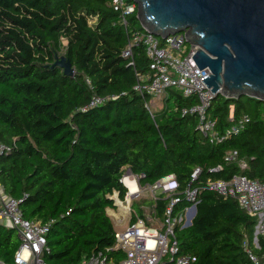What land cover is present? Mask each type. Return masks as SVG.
Segmentation results:
<instances>
[{
    "label": "trees",
    "instance_id": "16d2710c",
    "mask_svg": "<svg viewBox=\"0 0 264 264\" xmlns=\"http://www.w3.org/2000/svg\"><path fill=\"white\" fill-rule=\"evenodd\" d=\"M127 21L111 0H0V145L9 147L0 153V184L21 199L25 218L49 224L48 263L78 264L95 251L119 262L125 254L113 248L108 209L116 207L114 192L125 199V168L141 186L174 174L183 190L199 166L192 183L201 188L197 213L192 224L174 228L179 253L194 255L192 264H251L243 241L252 239L257 217L205 185L239 172L264 182V101L216 95L209 113L220 131L248 117L238 134L218 142L198 129L195 113H182L198 100L180 89L170 88L153 116L145 105L151 97L134 89L149 72L145 47L123 55L134 31H145L137 9ZM60 52L75 67L73 76L53 66ZM94 97L105 101L88 106ZM231 150L238 160H225ZM169 202L156 200L158 216ZM191 205L174 204L172 215ZM20 245L17 230L0 225V260L15 264ZM256 251L264 252V235Z\"/></svg>",
    "mask_w": 264,
    "mask_h": 264
},
{
    "label": "built area",
    "instance_id": "2783aa9c",
    "mask_svg": "<svg viewBox=\"0 0 264 264\" xmlns=\"http://www.w3.org/2000/svg\"><path fill=\"white\" fill-rule=\"evenodd\" d=\"M111 3L115 10L120 11L122 23L125 25L128 24L127 16L138 8L135 0H111ZM138 44L144 45L150 59L149 72L140 75V80L134 86V89L142 96L147 95L159 100L170 88L182 90L184 96H196L198 101L190 107H184L182 113H195L198 117V129L214 142L223 141L231 135L238 134L245 127L248 120L246 115L224 131L217 128L216 118L209 113L215 94L212 87L203 80L211 74V70L209 67L200 69L195 62L193 55L197 52L199 45L189 42L186 32L171 34L162 39L146 29L144 32L136 30L123 55L131 56L133 46ZM149 100L145 102V105L154 116L152 103ZM104 101L105 98L94 97L88 106L98 105ZM229 119H234L233 104L229 108ZM6 149L8 150L9 147L0 145V153ZM225 160H238V151H228ZM239 165L242 171L247 169L245 161L240 160ZM219 169L221 166L212 170ZM201 171L199 166L193 169L191 181L183 190H180V183L174 174L144 186L140 185L138 176L133 177L137 192L131 193L129 187L125 185L128 189L125 199L131 202L144 192H148L152 194L154 208L149 215H146L144 211L143 215H140L136 209L131 208L130 204L126 206L130 220L125 225L121 224V227L115 226L116 242L113 246L123 251L125 254L123 259L118 262L108 258L102 251H95L78 264H192L196 257L192 254L179 253L180 246L174 232L176 224L189 216L191 206L186 207L178 217L172 215V210L174 204L182 200L197 204L201 188L192 183L198 179ZM205 187L224 197L236 198L247 213L257 217L253 237L252 239L246 237L243 246L251 264H264V252L256 251V247H259V236L264 235V182L239 172L227 180L210 178ZM161 196L168 197L170 202L164 215L160 217L155 212V202ZM111 197L114 198L117 206L115 208L119 209V202L123 203L124 199L119 198L118 192H114ZM20 203L21 199L7 194L0 184V225L16 229L21 239V245L15 255V264H31L33 258H35L34 264H50L43 257L45 251H48L46 234L49 224L25 218ZM133 215L135 219L131 221Z\"/></svg>",
    "mask_w": 264,
    "mask_h": 264
},
{
    "label": "water",
    "instance_id": "95a60500",
    "mask_svg": "<svg viewBox=\"0 0 264 264\" xmlns=\"http://www.w3.org/2000/svg\"><path fill=\"white\" fill-rule=\"evenodd\" d=\"M135 1L137 17L148 32L162 39L186 32L187 40L199 45L193 57L200 69L210 68L203 80L215 96L249 95L264 101V0ZM53 66L68 76L75 73L64 54H55ZM190 208L185 225L197 213L196 204Z\"/></svg>",
    "mask_w": 264,
    "mask_h": 264
},
{
    "label": "rangeland",
    "instance_id": "374dc122",
    "mask_svg": "<svg viewBox=\"0 0 264 264\" xmlns=\"http://www.w3.org/2000/svg\"><path fill=\"white\" fill-rule=\"evenodd\" d=\"M60 54H63V53L60 52ZM149 101H150V103H152V110L153 111H159L163 105V97L159 100L150 98ZM124 174H128L132 177L137 178V176H135L131 173L129 168H125ZM129 204L131 205V208H134V209H136L135 206H137V207L142 206V209L146 215H149L150 212L154 208L153 207L154 201L152 198V194L148 193V192H144L140 197H136L131 202H128L126 199H124L123 203L119 202V207H120L119 209H116V208H114V209L109 208L108 209V214L113 217L116 228L121 227V226L117 225V222H116L117 217H122L123 215H125L124 213H127V215L125 217L129 216V214H128L129 212H127L128 210L126 209L127 208L126 206L127 205L129 206ZM122 210H124L125 212H123ZM186 218L183 221V224H186L189 216H186Z\"/></svg>",
    "mask_w": 264,
    "mask_h": 264
},
{
    "label": "bare ground",
    "instance_id": "6f19581e",
    "mask_svg": "<svg viewBox=\"0 0 264 264\" xmlns=\"http://www.w3.org/2000/svg\"><path fill=\"white\" fill-rule=\"evenodd\" d=\"M122 181L125 185H127L131 191V193L137 192V185L134 178L128 174H124Z\"/></svg>",
    "mask_w": 264,
    "mask_h": 264
},
{
    "label": "crops",
    "instance_id": "0c3cea01",
    "mask_svg": "<svg viewBox=\"0 0 264 264\" xmlns=\"http://www.w3.org/2000/svg\"><path fill=\"white\" fill-rule=\"evenodd\" d=\"M123 212H125L124 210H122ZM116 214V213H115ZM114 214V215H115ZM125 215H123L122 217H117L116 219V222L119 224V226H122V225H125L127 222H129V216L125 217L127 215V213H124ZM113 222H114V219L113 217L111 216ZM122 224V225H121Z\"/></svg>",
    "mask_w": 264,
    "mask_h": 264
}]
</instances>
